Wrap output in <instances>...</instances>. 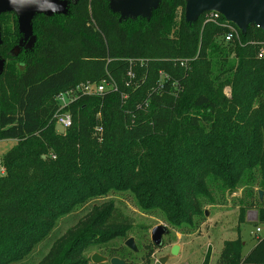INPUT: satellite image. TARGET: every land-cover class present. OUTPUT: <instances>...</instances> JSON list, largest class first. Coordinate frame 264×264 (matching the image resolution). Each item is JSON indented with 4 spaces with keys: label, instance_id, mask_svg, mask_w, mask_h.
<instances>
[{
    "label": "trees",
    "instance_id": "1",
    "mask_svg": "<svg viewBox=\"0 0 264 264\" xmlns=\"http://www.w3.org/2000/svg\"><path fill=\"white\" fill-rule=\"evenodd\" d=\"M61 1L64 13L31 17L32 46L19 42L15 11L0 15V141H17L2 159L0 264L23 261L61 217L111 192L180 227L205 215L210 184L236 193L258 175L264 188L262 29L225 42L226 19L190 21L187 0H162L149 16H122L111 0ZM103 81L116 89L78 94L57 133V98ZM257 213L264 225L262 203ZM133 229L113 201L94 206L38 264H89L90 251L126 259L119 243ZM243 246L226 241L217 264H264V236L244 256Z\"/></svg>",
    "mask_w": 264,
    "mask_h": 264
},
{
    "label": "rangeland",
    "instance_id": "2",
    "mask_svg": "<svg viewBox=\"0 0 264 264\" xmlns=\"http://www.w3.org/2000/svg\"><path fill=\"white\" fill-rule=\"evenodd\" d=\"M53 3L58 9L55 12L43 10L48 7L46 5L39 7L41 10L33 9L32 13L42 12L51 15L65 12L63 1L53 0ZM24 31L25 36L19 39L23 47L30 39L28 30L24 28ZM19 50L20 47H15L13 54H17ZM1 65L0 60V69ZM228 92L226 90V93ZM16 144L17 141L14 139L0 141V175L3 172L4 155ZM210 188L213 201L203 202V209L207 215L195 218L192 225L180 227L170 225L158 210L144 211L131 192H111L106 197L90 200L76 206L69 214L61 217L49 237L37 245L23 261L15 264H38L49 253L53 244L87 215L94 206L108 201H113L121 213L134 223L130 238L134 240L137 252L129 250L124 243H119L126 250V259H122L124 264H161V259H165V264H202L207 255L209 264H217L224 243L236 240L238 237L244 244L243 256L248 254L256 245L258 238L264 236V225L260 224L257 218L259 204L262 203L264 206V188L261 187L259 176L256 175L251 182H245L236 193H229L218 184H210ZM259 192H263L262 200H260ZM240 209L245 210L241 225L239 224ZM157 226L166 227L168 230V234L163 237L161 247L155 246L151 240V232ZM257 227L262 229L259 235L254 234ZM174 246L179 247L177 255L171 254ZM95 253L103 256L99 251H90L87 256L91 257ZM89 264L97 263L90 261Z\"/></svg>",
    "mask_w": 264,
    "mask_h": 264
},
{
    "label": "water",
    "instance_id": "3",
    "mask_svg": "<svg viewBox=\"0 0 264 264\" xmlns=\"http://www.w3.org/2000/svg\"><path fill=\"white\" fill-rule=\"evenodd\" d=\"M162 0H111V6L122 16H149L151 9L157 7ZM20 7L13 8L8 4V0H0V15L4 12L15 11L17 13L20 28L25 33L24 28L30 32V19L35 14L33 9L48 5L47 0H18ZM215 12L221 14L228 22L235 25L241 32L245 33L249 25H255L264 32V0H187L186 16L188 20L193 21L203 14ZM1 41V27H0ZM35 38L30 36L28 46H32ZM55 130L59 134H64L65 129L62 125L57 124ZM260 200L263 198V192H259ZM207 215V212L205 213ZM168 234L166 227L157 226L151 232V240L157 247L163 244V237ZM125 246L137 252L134 240L130 238ZM179 247L174 246L171 254L177 255ZM93 263L109 262L110 264H124L118 258L103 257L97 253L91 257ZM161 264H165V259H161Z\"/></svg>",
    "mask_w": 264,
    "mask_h": 264
},
{
    "label": "built area",
    "instance_id": "4",
    "mask_svg": "<svg viewBox=\"0 0 264 264\" xmlns=\"http://www.w3.org/2000/svg\"><path fill=\"white\" fill-rule=\"evenodd\" d=\"M206 15L208 18L207 21H214L218 19L220 16H222L221 14L215 13V12L206 13ZM226 27L228 29V32L224 36L225 42H231V41H234L235 39H238L239 37V33L237 30L238 28L236 26L234 27V25L228 21H227ZM261 56H262V53L259 55V57ZM129 76L131 78L134 77V75H132L131 73H129ZM162 88H163V85L160 84L159 89H162ZM111 89L113 90L116 89L115 85L111 82L103 81L100 84L86 82V83L79 85L74 90L60 95L57 98L59 110H58L57 115L55 116L56 125L57 124L62 125L65 130L71 126L70 114L68 113L59 114V112L60 110L68 106V104L72 102L78 96V94L80 95L81 94L82 95L102 94L105 91L111 90ZM261 232H262V229L260 227H257L254 234L259 235Z\"/></svg>",
    "mask_w": 264,
    "mask_h": 264
},
{
    "label": "clouds",
    "instance_id": "5",
    "mask_svg": "<svg viewBox=\"0 0 264 264\" xmlns=\"http://www.w3.org/2000/svg\"><path fill=\"white\" fill-rule=\"evenodd\" d=\"M8 4H9L11 7H13V8H18V7H20L18 0H8ZM37 8H38V10H41V9L39 8V5H37ZM43 10L53 11V12H55V11H57L58 9H57V6L53 3V0H48V7H47L46 9H43Z\"/></svg>",
    "mask_w": 264,
    "mask_h": 264
},
{
    "label": "crops",
    "instance_id": "6",
    "mask_svg": "<svg viewBox=\"0 0 264 264\" xmlns=\"http://www.w3.org/2000/svg\"><path fill=\"white\" fill-rule=\"evenodd\" d=\"M4 174V168H3V172H2V174L1 175H3Z\"/></svg>",
    "mask_w": 264,
    "mask_h": 264
}]
</instances>
